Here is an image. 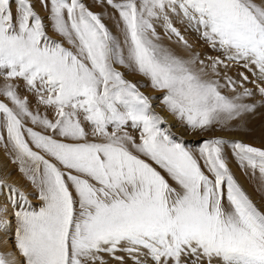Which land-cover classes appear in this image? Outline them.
Segmentation results:
<instances>
[{
	"label": "snow or ice",
	"instance_id": "snow-or-ice-1",
	"mask_svg": "<svg viewBox=\"0 0 264 264\" xmlns=\"http://www.w3.org/2000/svg\"><path fill=\"white\" fill-rule=\"evenodd\" d=\"M94 3L114 10L116 33L84 0H0V146L40 201L0 179L15 220L0 264H264V206L228 161L230 150L264 182V148L221 137L193 148L141 91L163 93L190 133L239 127L264 106V0ZM169 13L220 55L192 54ZM161 20L188 58L163 44ZM235 65L255 79L229 75ZM7 216L0 205V232Z\"/></svg>",
	"mask_w": 264,
	"mask_h": 264
},
{
	"label": "rangeland",
	"instance_id": "rangeland-1",
	"mask_svg": "<svg viewBox=\"0 0 264 264\" xmlns=\"http://www.w3.org/2000/svg\"><path fill=\"white\" fill-rule=\"evenodd\" d=\"M84 2L94 13L104 12L105 13L104 23L113 31V33H116L117 30L114 26V22L108 15V13H114L113 9H111L106 5L101 7L96 3H94V0H84ZM36 10L39 12V14L42 17L45 18V21L47 22L48 14L41 8L39 3H36ZM116 16L118 17V13H116ZM169 18L173 26H175L185 37V39L189 42V44L193 46L191 50L192 54L199 53L202 59L206 55L207 56L220 55V53L213 51L211 47L207 45L200 38V34L197 31H195L193 27L189 25V23L186 20H184L181 16L169 13ZM155 27L158 33L160 34L162 33L161 36H163L164 38L162 42L165 46L172 49L175 52V54L179 56H182L184 58L189 57L190 53L183 49V46L176 41V37L173 36L171 40H169L168 37L165 35L164 22L162 20L156 22ZM161 30L162 32H160ZM57 39H59V37H57ZM120 70L124 72L126 78L129 79L131 82L138 84H148V81L142 76L134 73H129L123 67H121ZM241 72L247 75L250 81L255 79V77L252 75L251 72L240 67L239 65L233 66L231 68V71L229 72V75L233 76L236 79H240L239 73ZM2 82L3 81L0 80V83ZM245 86L249 88H254V84L252 83H246ZM141 91L144 92L145 95L154 98L153 108L155 109V111L167 121V125L172 128V131L176 134L177 137H181L187 145L193 148L198 147L201 141L214 137H221L226 140H239L256 147L264 148V106L259 107L254 114H247L245 117L242 118V122L241 121L234 122V124L240 125L239 127H233L225 130L217 129L207 133L206 135H198L188 132L186 128L182 127L178 122V120L166 110V108L160 102V97H162L163 93L153 90L150 87H142ZM21 93L23 95H27L30 100H34V98L30 94L24 93L22 88H21ZM226 94L234 95L230 91H226ZM259 99L261 98L257 96L255 100H247L245 102L255 103L256 100ZM0 151L3 154V156L6 157L5 159H7L6 161L11 167L10 172L7 171V173H3L0 170V179L4 178L3 180L5 181L6 185H14L15 187L23 191L28 196V199L31 201L33 205H39L40 201L37 199V192L34 189V187L30 184V182L25 178V176L20 172V164L18 162L14 163L12 154L5 151V149L2 146H0ZM228 161H229V167L232 170L237 182L241 185V187L245 190V192L253 199L254 202H256L258 205L264 206V182L261 181L259 172H257L254 176L252 175L250 170H241L236 160L231 156L230 150H228ZM235 172L238 176L235 174ZM8 174L12 176L7 178L6 175ZM13 175L15 176L13 177ZM239 179L242 181V183ZM0 190H2V194L0 196V200H1L0 205H2L3 198L4 197L10 198V196H12L13 194L9 192V189L7 187L0 188ZM252 192L254 195L252 194ZM15 198L19 199L18 196H16ZM9 205L12 214L13 205L11 203H9ZM9 217L13 221L12 224H13V232H14L15 220L13 216L12 218L11 216ZM121 255H123V253H121ZM129 264H131L130 261ZM148 264H151V261H148Z\"/></svg>",
	"mask_w": 264,
	"mask_h": 264
},
{
	"label": "bare ground",
	"instance_id": "bare-ground-1",
	"mask_svg": "<svg viewBox=\"0 0 264 264\" xmlns=\"http://www.w3.org/2000/svg\"><path fill=\"white\" fill-rule=\"evenodd\" d=\"M38 3V2H37ZM160 32H162V30L160 31ZM160 34V33H159ZM162 34V33H161ZM160 34V35H161ZM163 37V36H162ZM6 157H4L3 156V154L1 153V151H0V165H1V168H0V170H1V172H3V173H7V171L8 172H10V165L8 164V162L6 161L7 159H5ZM232 167H233V165H232ZM239 170V169H238ZM235 174H236V172H235ZM237 175V174H236ZM7 176V178H9L10 176H12V175H10V174H8V175H6ZM15 175H13V177H14ZM238 176V175H237ZM241 176V175H240ZM12 178V177H11ZM4 179V178H3ZM242 179V178H241ZM240 180V179H239ZM16 181V180H15ZM241 181V180H240ZM17 182V181H16ZM241 183H242V181H241ZM246 188H247V186H246ZM249 193V192H248ZM1 194H2V190H0V196H1ZM252 194H253V192H252ZM254 195V194H253ZM1 201V200H0ZM1 203V202H0ZM2 205H6L7 206V208H8V216H7V218L9 219V220H11L10 219V217L9 216H11V218H12V214H11V209H10V205H9V198H7V197H4L3 198V201H2ZM11 222L13 223V221L11 220ZM4 240H7V243L5 244L4 243ZM15 251V244H14V240H13V224H12V227H11V229L8 231V232H2V233H0V252H2V253H5V254H7V253H9V252H14ZM18 255V254H17Z\"/></svg>",
	"mask_w": 264,
	"mask_h": 264
}]
</instances>
